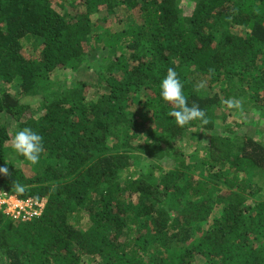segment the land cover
I'll return each instance as SVG.
<instances>
[{
  "label": "trees",
  "instance_id": "16d2710c",
  "mask_svg": "<svg viewBox=\"0 0 264 264\" xmlns=\"http://www.w3.org/2000/svg\"><path fill=\"white\" fill-rule=\"evenodd\" d=\"M68 1L0 0V190L45 199L0 210V264H264V139L238 132L264 121V0ZM169 68L206 124L169 115Z\"/></svg>",
  "mask_w": 264,
  "mask_h": 264
},
{
  "label": "clouds",
  "instance_id": "9594fccd",
  "mask_svg": "<svg viewBox=\"0 0 264 264\" xmlns=\"http://www.w3.org/2000/svg\"><path fill=\"white\" fill-rule=\"evenodd\" d=\"M203 86L201 84L199 87ZM159 87L161 98L175 106L169 115L175 119L177 125L183 127L194 120H201L203 123H207L204 111L196 104H188L184 95L183 84L175 69H168L167 74L161 79ZM225 103L228 107L239 106L238 101L231 99L225 101ZM12 148L16 153L36 165L44 152L43 137L31 128L20 129L12 137ZM0 173L8 174L9 169L0 167ZM17 187L19 191L23 192V187L19 185Z\"/></svg>",
  "mask_w": 264,
  "mask_h": 264
},
{
  "label": "built area",
  "instance_id": "2783aa9c",
  "mask_svg": "<svg viewBox=\"0 0 264 264\" xmlns=\"http://www.w3.org/2000/svg\"><path fill=\"white\" fill-rule=\"evenodd\" d=\"M5 197V199H3ZM10 198V199H9ZM45 199H20L0 192V210L13 219L31 220L42 213Z\"/></svg>",
  "mask_w": 264,
  "mask_h": 264
},
{
  "label": "rangeland",
  "instance_id": "374dc122",
  "mask_svg": "<svg viewBox=\"0 0 264 264\" xmlns=\"http://www.w3.org/2000/svg\"><path fill=\"white\" fill-rule=\"evenodd\" d=\"M67 2H69L68 0H67ZM67 7L69 6V4L67 3V5H66ZM117 28L119 27V25H115ZM33 44L35 45V43L33 42ZM37 45V44H36ZM60 73H64V71H61ZM65 74V73H64ZM249 114V113H248ZM251 115V114H250ZM257 129H258V131H257ZM248 130H250L251 131V133H253V134H256L259 138H263L264 139V121H263V124H260V125H257V124H252L250 127H248L247 126V128L244 126L243 128H241V129H239V133H246V132H248ZM19 164H21V162H19L18 163V165ZM0 192H1V190H0ZM2 192H4V193H8V195L9 196H15L14 194H10L9 192H7V191H2ZM261 199H263L264 198V189L261 191ZM3 199H5V197L3 198ZM10 199V198H9Z\"/></svg>",
  "mask_w": 264,
  "mask_h": 264
}]
</instances>
